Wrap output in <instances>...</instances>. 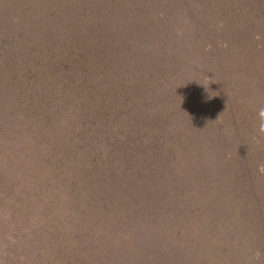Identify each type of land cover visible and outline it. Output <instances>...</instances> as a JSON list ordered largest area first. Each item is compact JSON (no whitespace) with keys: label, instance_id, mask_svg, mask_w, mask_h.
Wrapping results in <instances>:
<instances>
[{"label":"trees","instance_id":"1","mask_svg":"<svg viewBox=\"0 0 264 264\" xmlns=\"http://www.w3.org/2000/svg\"><path fill=\"white\" fill-rule=\"evenodd\" d=\"M261 224L264 0H0V264H250Z\"/></svg>","mask_w":264,"mask_h":264},{"label":"rangeland","instance_id":"2","mask_svg":"<svg viewBox=\"0 0 264 264\" xmlns=\"http://www.w3.org/2000/svg\"><path fill=\"white\" fill-rule=\"evenodd\" d=\"M196 223L198 224H203L202 221H196ZM260 223V222H259ZM260 230H252V228L247 227L246 232H249L246 236L240 235V239L241 242L243 243L244 241H246L247 244L249 245H254L256 244L257 248L253 247V251L255 252L254 255H246L245 257L247 258V260L249 261L250 264H264V224H261L259 226ZM189 229H192V227H188ZM202 229H206V226H201ZM239 233V231H234ZM184 249H186L184 247ZM189 253V252H188ZM190 255H193L192 253ZM184 258V256L182 255L180 261H182ZM222 259H225L226 262L230 263V264H237L236 262H233L232 258H229L226 255H222L221 257H218L217 260L222 261ZM209 260L212 261L214 260V258L209 257ZM188 263L189 261L186 260ZM215 264H221L219 262H214ZM191 264V263H190ZM198 264V263H197Z\"/></svg>","mask_w":264,"mask_h":264}]
</instances>
